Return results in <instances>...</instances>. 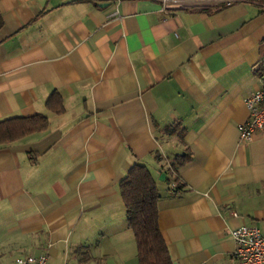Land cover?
<instances>
[{
  "label": "crops",
  "instance_id": "obj_1",
  "mask_svg": "<svg viewBox=\"0 0 264 264\" xmlns=\"http://www.w3.org/2000/svg\"><path fill=\"white\" fill-rule=\"evenodd\" d=\"M0 16V121L48 118L0 146V264H138L119 195L134 164L156 182L171 264H233L231 230L264 234V135L238 131L264 87V0L169 16L146 0H0Z\"/></svg>",
  "mask_w": 264,
  "mask_h": 264
},
{
  "label": "trees",
  "instance_id": "obj_2",
  "mask_svg": "<svg viewBox=\"0 0 264 264\" xmlns=\"http://www.w3.org/2000/svg\"><path fill=\"white\" fill-rule=\"evenodd\" d=\"M263 73L264 67L256 74L261 76ZM45 108L56 115L63 112L62 98L57 92L49 95L45 101ZM47 127L48 118L43 115L0 121V146L11 144L33 133L43 132ZM189 160V154L176 155L165 169L166 175L168 174L167 182L170 175L176 173L177 169ZM172 181L177 182L176 178H172ZM176 184L175 192H178L182 187L179 183ZM119 195L127 226L134 236L138 264H171L167 246L157 223L158 202L161 196L150 171L143 165H132L119 182Z\"/></svg>",
  "mask_w": 264,
  "mask_h": 264
},
{
  "label": "built area",
  "instance_id": "obj_3",
  "mask_svg": "<svg viewBox=\"0 0 264 264\" xmlns=\"http://www.w3.org/2000/svg\"><path fill=\"white\" fill-rule=\"evenodd\" d=\"M114 6L124 0H109ZM158 4L165 16L177 11L209 14L246 0H146ZM248 119L238 126L240 142L247 144L264 135V87L249 93L243 100ZM234 243L233 264H264V234L257 228L241 225L230 232ZM15 264H46V256H27L15 259Z\"/></svg>",
  "mask_w": 264,
  "mask_h": 264
},
{
  "label": "water",
  "instance_id": "obj_4",
  "mask_svg": "<svg viewBox=\"0 0 264 264\" xmlns=\"http://www.w3.org/2000/svg\"><path fill=\"white\" fill-rule=\"evenodd\" d=\"M163 178H164V175L162 174L159 179L162 180Z\"/></svg>",
  "mask_w": 264,
  "mask_h": 264
}]
</instances>
